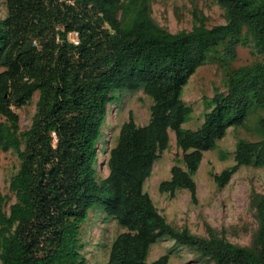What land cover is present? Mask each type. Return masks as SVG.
<instances>
[{
	"label": "trees",
	"instance_id": "trees-1",
	"mask_svg": "<svg viewBox=\"0 0 264 264\" xmlns=\"http://www.w3.org/2000/svg\"><path fill=\"white\" fill-rule=\"evenodd\" d=\"M147 0H5L0 18V150L19 159L10 195L0 191V264H85L79 229L94 206L124 228L105 264H167L164 253L146 261L161 237L212 259L215 264H264V196L257 203V248L236 245L208 230L206 237L178 229L158 211L143 184L169 131L184 166L174 163L158 184L197 201L196 172L204 151L227 127L239 126L251 105L264 107V59L230 68L243 31L264 54V0H216L226 20L212 26L197 9L189 30L168 31L147 14ZM122 10L125 17L118 18ZM77 33L75 43L70 33ZM221 45V49H218ZM208 58L225 68L226 90L204 97L201 125L184 128L191 107L181 92ZM141 88L152 103L149 121L130 112L116 141L107 146L105 121L122 90ZM37 92L31 124L22 130L19 108ZM264 129V118L259 119ZM107 148V150H106ZM108 173L97 178L98 159ZM234 163L213 174L225 185L241 165H264V138L239 140ZM100 163V162H99Z\"/></svg>",
	"mask_w": 264,
	"mask_h": 264
},
{
	"label": "rangeland",
	"instance_id": "rangeland-1",
	"mask_svg": "<svg viewBox=\"0 0 264 264\" xmlns=\"http://www.w3.org/2000/svg\"><path fill=\"white\" fill-rule=\"evenodd\" d=\"M197 9L206 17V25L212 26L226 20L225 10L216 0H147V14L162 28L176 32L189 30L193 25L192 11ZM5 0H0V18L6 16ZM118 18H125L122 10L118 11ZM244 42L237 46V58L229 62L230 68L249 64L256 60H263L264 54L256 51V47L249 36L243 31ZM219 45L218 49H221ZM219 62L208 58L198 66L188 78L182 88L181 98L191 107L187 120L182 124L184 128L195 129L203 121V98L211 97L214 88L225 91L226 74ZM116 101L110 105L109 115L105 121L104 142L107 146L115 143L119 127L126 121L129 113L137 125H144L149 121L151 98L141 88L115 92ZM38 93L19 108H14L19 116V126L27 129L35 112V102ZM264 118V107L251 105L250 111L241 125L227 127L223 137L215 141L212 149L202 154L199 166L193 174L196 183L197 201L193 203L187 189H176L174 195L161 192L158 184L170 178V167L174 163L184 166L181 150L175 142V135L169 131L166 148L159 152L152 172L146 178L143 189L151 197L158 211L173 227L187 228L189 232L206 237L208 230L218 237L239 245L257 248L256 236L259 227L256 203L264 196V165H241L232 174L229 181L218 186L213 174L220 173L233 163V151L239 140L258 141L264 138V129L260 127L259 119ZM2 117L0 116V121ZM107 150V148H106ZM104 155L98 159L97 178L106 177L108 170L101 165ZM100 162V163H99ZM19 159L12 150H0V191L10 195L6 205L14 201V195L9 192L10 177L17 171ZM124 228L116 220L103 212L99 206L88 210L87 218L79 229L80 253L86 259L85 264H105L108 260L110 247L115 236ZM167 253V264H215V262L201 253L184 245L176 243L170 237L158 238L149 246L146 261L149 263L158 256Z\"/></svg>",
	"mask_w": 264,
	"mask_h": 264
},
{
	"label": "built area",
	"instance_id": "built-area-1",
	"mask_svg": "<svg viewBox=\"0 0 264 264\" xmlns=\"http://www.w3.org/2000/svg\"><path fill=\"white\" fill-rule=\"evenodd\" d=\"M70 37L75 43L77 42V33L76 32H71Z\"/></svg>",
	"mask_w": 264,
	"mask_h": 264
}]
</instances>
